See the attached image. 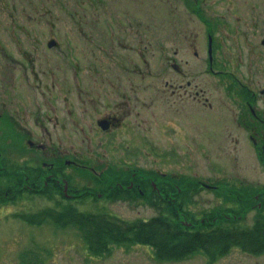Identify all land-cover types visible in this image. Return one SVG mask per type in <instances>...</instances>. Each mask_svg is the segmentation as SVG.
<instances>
[{
    "label": "flooded vegetation",
    "instance_id": "1",
    "mask_svg": "<svg viewBox=\"0 0 264 264\" xmlns=\"http://www.w3.org/2000/svg\"><path fill=\"white\" fill-rule=\"evenodd\" d=\"M176 1L195 22V31L184 25L182 40L198 59L197 81L165 82L167 95L161 102L164 107L159 109L162 118L158 121L156 103L141 99L140 86L122 80L119 74L135 73L140 68L137 20L128 18L127 26L137 43L127 44L116 32L119 21L104 17L102 40L96 44L102 55L94 58L89 53L82 68L83 58L72 53L69 66L74 81L62 83V92L59 84H53L54 95L34 96V114L18 103L0 112V123L5 124L0 132H14L18 137L7 142L5 150L18 152L23 158L5 159L9 198L43 194L74 203L86 193L84 198L93 201L100 197L142 199L155 208L158 202L183 201L188 210L187 202L194 193L210 190L218 202L202 211L207 219L212 215L246 217L253 208L264 214V183L258 186L246 176H227L235 169L264 171V0ZM123 26L119 23L120 28ZM157 44L163 49L158 40ZM114 46H131L135 53L130 56ZM0 52L5 60L0 65V94L7 97L18 84V73L36 70L26 58L18 59L6 49ZM164 57L172 71L188 76L187 60L178 57L177 50L165 51ZM93 70L104 74L98 78L84 76L83 80L78 77L79 72ZM2 104L6 106L4 100ZM50 121L55 129L48 128ZM33 132H56V136L44 141L33 138ZM153 132H160L161 138ZM190 132L215 133L208 138L203 134L190 136ZM97 133L101 139L95 141ZM64 137L72 142L65 144ZM193 140L200 153L197 157L193 156ZM96 145L103 147L108 158L98 154ZM206 145L212 154L206 152ZM112 151L130 156L142 153L149 163L133 164L125 159L109 162ZM201 162L212 174L189 176L190 166ZM161 163L184 171H162ZM77 174L87 182L78 185Z\"/></svg>",
    "mask_w": 264,
    "mask_h": 264
},
{
    "label": "rangeland",
    "instance_id": "2",
    "mask_svg": "<svg viewBox=\"0 0 264 264\" xmlns=\"http://www.w3.org/2000/svg\"><path fill=\"white\" fill-rule=\"evenodd\" d=\"M132 16L137 20L135 28L140 37V68L135 73L120 72V78L137 83L140 86V98H144L150 104L156 103L159 121L162 118L159 109L161 106L164 107L161 102L167 95V91H164L167 87L165 82L171 80L185 82L186 79L191 80V78L196 82L198 79V59L193 55L192 50L186 48L182 40L184 25L187 24L195 31V22L191 21L183 5L176 0H173L172 4L171 0H0V49L12 51L18 59L30 60V65L32 64L36 70L34 73L17 74L18 78L15 81L18 84H14L12 93L7 97L5 93L0 94V112L3 109H13L18 103L34 114L36 111L32 104L34 96L47 98L54 95L55 93H51L54 91L53 84L55 86L59 84L62 92L64 89L62 83L74 81L69 66L72 53H77L83 58L82 68L86 65V57L89 53H92L94 58L102 55L96 44L102 40L104 17L124 24L122 29L118 23L116 32L124 36L127 44H136L137 41L132 38L133 30L127 26L128 18ZM51 40L54 42L49 44ZM156 40L163 45V49L156 45ZM114 49L122 51L123 48L114 46ZM175 50L178 51V57L183 61L187 60L184 65L187 67L188 76L186 74L181 76L167 66L164 53L165 51L172 53ZM123 52L129 53L130 56L135 53L131 46L125 47ZM4 61L0 52V65L5 64ZM103 74V71L93 70L90 73L79 72L78 77L83 80L84 76L98 78ZM110 74L113 77L117 76L115 72ZM22 91L23 93L20 94ZM67 94L72 96L70 93ZM2 100L5 101L6 106L2 104ZM25 116L30 118L29 114ZM47 126L49 129L56 128L51 121ZM4 127L5 124L0 123V128ZM33 133V138L44 141L47 139L51 141L56 136V132ZM153 133L160 135L161 138L160 132ZM214 133L191 134L190 132L189 134L190 136L203 134L211 138ZM98 134L93 136L95 141L101 139ZM17 139L14 132H0V163H6V157L17 161L23 160L18 152L8 153L5 150L7 142L11 140L15 142ZM79 139L80 137L77 136L78 143H80ZM71 142V138L64 137L65 144ZM193 147V156L197 157V153H200L196 150L194 140ZM209 149L210 147L206 152H210ZM97 150L98 154L103 153L108 158L103 147H98ZM206 152L204 151L202 156ZM109 155V162L125 159L132 161L133 164L149 163V158L142 153L130 156L121 151H112ZM48 156L49 154L44 156V159ZM159 168L168 173L184 171L180 168H169L163 163ZM188 173L192 177H197L199 174L207 177L212 171L204 167V162H201L190 166ZM241 175L246 176L247 181L252 184L259 186L264 183V171L258 168L235 169L229 171L227 176L240 178ZM86 182L83 176L77 174L78 185ZM58 199L48 198L43 194H23L0 203V264H32L33 262L36 264H264V253L252 254L238 247H232L212 261L202 253H195L179 260H158L150 246L140 244L128 248L113 246L107 254L92 255L76 228L60 227L51 221L34 224L20 216V214L38 213L45 207L55 205ZM217 202L218 199L212 191H197L188 200L187 209L195 214V218H199L203 214L202 211L215 206ZM73 204L82 211L102 209L125 220H147L157 213L154 206L142 199L132 201L123 197L118 199L100 197L93 201L80 198ZM258 212L259 210L255 208L251 209L246 217L240 219V222L251 225L253 218L260 214Z\"/></svg>",
    "mask_w": 264,
    "mask_h": 264
},
{
    "label": "trees",
    "instance_id": "3",
    "mask_svg": "<svg viewBox=\"0 0 264 264\" xmlns=\"http://www.w3.org/2000/svg\"><path fill=\"white\" fill-rule=\"evenodd\" d=\"M0 176V203H5L9 197L5 193L3 168H0ZM183 204V201L158 202L157 213L147 220H125L102 209L82 211L71 202L61 200L38 213L20 216L34 224L51 221L60 227L76 228L88 252L97 256L109 253L113 246L128 248L136 244L150 246L158 260H179L202 253L212 261L232 247L252 254L264 253L263 213L256 215L251 225L242 224L240 219L243 217L225 219L217 216L213 220L215 216L212 215L201 220ZM186 220H191L192 224L188 226Z\"/></svg>",
    "mask_w": 264,
    "mask_h": 264
},
{
    "label": "water",
    "instance_id": "4",
    "mask_svg": "<svg viewBox=\"0 0 264 264\" xmlns=\"http://www.w3.org/2000/svg\"><path fill=\"white\" fill-rule=\"evenodd\" d=\"M54 41L49 42V44H52Z\"/></svg>",
    "mask_w": 264,
    "mask_h": 264
}]
</instances>
